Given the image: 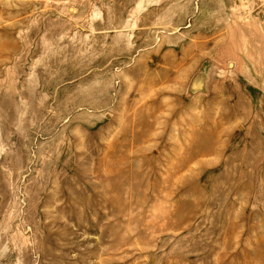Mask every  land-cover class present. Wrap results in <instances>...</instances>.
<instances>
[{"label": "rangeland", "instance_id": "rangeland-1", "mask_svg": "<svg viewBox=\"0 0 264 264\" xmlns=\"http://www.w3.org/2000/svg\"><path fill=\"white\" fill-rule=\"evenodd\" d=\"M0 264H264V0H0Z\"/></svg>", "mask_w": 264, "mask_h": 264}]
</instances>
